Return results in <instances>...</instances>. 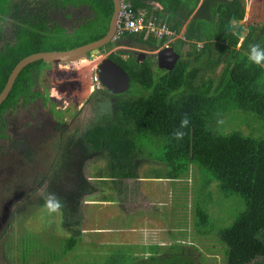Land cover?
<instances>
[{
	"label": "trees",
	"instance_id": "1",
	"mask_svg": "<svg viewBox=\"0 0 264 264\" xmlns=\"http://www.w3.org/2000/svg\"><path fill=\"white\" fill-rule=\"evenodd\" d=\"M126 1L134 10H146L149 14L154 12L171 30L177 32L195 12L186 27V41L178 40V48L174 50L181 56V50L189 42H201L204 46L197 51L196 45L191 44L186 58L182 57L171 73L162 70L159 77H155L152 59L138 64L133 55L124 59L121 55L124 52L114 53L110 58L128 73L131 86L122 95H112L103 89L95 90L91 102L103 94L113 97L114 108L82 135L77 138L70 135V143L78 150L81 157L79 163L82 165L91 156L108 151L111 157L108 163L111 176L124 180L136 177L133 169L126 168L130 167L129 160L133 155L129 156L136 147L132 134L163 137L166 143L169 142L170 149L169 153L155 157L157 162L167 167L168 176L173 181L198 175L194 180L199 182V186L193 205L194 234L187 230L179 231L177 236L173 234L177 242L169 246L162 248L150 245L144 248L145 252L148 250V256L145 253L138 256L123 247L101 245L112 251L121 249L112 256L114 264H197L196 260L199 264H217L207 261L206 254L202 252L205 249L207 254L217 256L219 251H215L216 243L221 247L223 264H264V134L254 137L246 136L243 132L224 134L216 130L222 116L230 111L226 105L244 113L264 116V66L254 65L247 59L251 45L264 48V26L255 28L244 49L240 50L237 49L239 39L227 32V26L233 15L237 19H244L243 0H203L201 6H198V0H154L162 7L154 11L144 0ZM66 3L85 5L101 24L98 26L92 23L70 35L59 27L51 31L42 25H36L30 30L19 28L16 46L0 54V94L13 69L24 58L39 52L75 49L106 35L114 13L112 0H62L60 7ZM208 26H211L214 34L212 31L206 32ZM210 37H213L212 41ZM124 38L141 47L153 46L155 50L163 43L154 37H146L144 33L126 35ZM204 61L208 62L205 70L212 72L220 65L223 66L218 81L208 79L197 83V75L201 71L196 64L201 65ZM43 67L42 62H37L20 74L8 98L0 106L2 128L6 125L4 115L12 110L16 102L23 101L26 105L32 101V89L37 84L33 79L38 77ZM133 87L149 94L132 96L130 90ZM185 118L188 124L181 128L180 123ZM176 131L183 132L179 140L175 138ZM71 151L69 148L67 153L61 155L52 174H49L45 190L47 199L53 193L61 202L58 210L62 212V225L70 232L65 253L87 240L88 236L93 242V236L103 231L84 233L81 230L84 221L82 205L93 192L83 173L78 171L76 179L68 180L66 175V181L74 184L69 185L67 191L66 187H55V182L63 178L59 175L64 174L62 167L67 165ZM60 160H63L62 166L58 163ZM194 169L196 175L193 174ZM212 184H216L217 191L232 209L227 216L232 217L233 221L222 218L217 224L230 221L229 227L215 228L217 224L212 213L220 207L221 200L217 192L214 194L210 189ZM41 205H44L43 199ZM104 212L105 208L100 211L102 214ZM183 213L188 215L186 209ZM179 217L180 214L176 216L177 220ZM94 219H90V224ZM109 219L112 220L111 217ZM210 245L211 248L208 247ZM20 247L25 251L22 256H35L38 255L36 249H43L44 244L35 240L33 251L25 243H21ZM122 252L127 254L126 258ZM109 263L107 259L105 264Z\"/></svg>",
	"mask_w": 264,
	"mask_h": 264
},
{
	"label": "rangeland",
	"instance_id": "2",
	"mask_svg": "<svg viewBox=\"0 0 264 264\" xmlns=\"http://www.w3.org/2000/svg\"><path fill=\"white\" fill-rule=\"evenodd\" d=\"M243 2L245 3L244 20L247 26L252 25L253 29L245 39L239 40L237 49L240 50L244 49L247 44L246 42L254 33L255 28L258 27L259 29L264 26V0H243ZM157 4L153 5V11L159 8ZM194 15L195 12L183 27H187ZM211 31L213 32L211 26H208L206 32L211 33ZM210 38L212 41L213 37ZM124 42V46H119V44L114 46L113 44L107 50L111 49L114 52L122 50V52L133 51L135 53H145L153 59L151 66L154 69L155 77H159L162 74V69L158 67L155 55L157 50L139 45L134 47L135 45L128 41ZM172 47L177 49L178 44L175 43ZM190 50L191 46L186 45L183 51L181 50L182 55L180 57L186 58V53ZM121 55L124 59L127 57L125 53ZM80 63L82 65L80 66L81 68L79 67L80 69L78 68V72L75 71L76 69L70 67L64 71L63 68L59 69V71H53L54 68L52 67L47 68L39 78L37 85L39 92L41 91L47 96H53L52 99H49L47 105L44 106L48 113H53V116L51 115L53 119L56 118L64 121L65 126L73 123L71 125L73 127L75 122L82 120V133H84L96 121H100L102 116L111 113L114 107L113 97L100 94V97H95L90 102L95 110L91 113L90 107H87V109L82 111L83 114H80L78 104H81V102L87 99V95L91 96L93 92L91 89V74L93 68L89 67L90 64L86 60ZM198 64L200 63H197L196 66L200 69L201 74L197 75V83L208 79H212L213 81L220 79L222 65L212 72L204 68L208 64L207 61H204L201 65ZM192 65L195 67V64ZM50 69L54 73L47 74ZM204 70L205 72L203 73ZM53 79L55 80L54 83L52 81ZM133 94L145 96L149 93L133 87L130 90V95L133 96ZM61 99L64 101H60ZM59 103L61 104L58 105ZM226 107L230 111L220 119V124L216 126L217 131L224 134L237 131L243 132L246 136L251 135L254 137H260L264 134V116L259 117L254 114L244 113L242 110H234L230 105H226ZM85 112H87V115H85ZM69 134L71 132H66V135ZM132 138L136 146L132 151L133 153L137 152L141 160L136 161L138 164L137 168L135 166L136 162L131 163L130 167L126 166V168L137 171L142 176V179L143 175L147 174V170L151 165L159 163L156 161V158L160 157L163 153L164 155L166 152L169 153L170 145L169 142L166 143L165 138L150 134L144 136H134L132 134ZM39 147L41 146L39 145ZM47 152L50 153V151ZM110 158L108 151L107 153H98L91 156L82 165V172L93 188L92 194H89L85 199L87 204L84 203L82 205V213L87 210L89 218L95 219L90 224V219L87 218L85 213V221L81 224V230L84 233H88L105 229L106 231H114L113 235L103 234L99 237L98 234L97 236H93V242L88 236L87 240L81 242V244L79 243L71 251L65 253L68 247L66 240L69 239L70 232L63 228V216L60 210L51 214L48 212L45 207L47 201L45 190L41 189L27 202H24L25 197L21 198L16 206H14L11 217L7 218L4 222L2 227L3 233L0 235L1 264H105L107 259H109V264H114L115 259L112 256L121 249H114L112 251L111 248L123 247L122 249L128 252L134 251L138 256L144 253L148 256V253L141 246L145 247L147 244H151L163 248L177 242L175 236L178 235L179 231L187 230L190 234H194L193 205L196 198V190L199 186V182L194 180V177L198 176L196 175V169L193 171V174L196 175L193 178L175 182L173 185H170V183L163 184V189L160 194L156 191V188H160L158 183L152 182L146 185L145 181L141 183L137 180L138 178H135L136 180L134 182H126L124 179L122 181H125L126 185L133 190L132 194H126L123 186L120 185L121 183H118L120 179L112 177L110 174L108 167ZM161 166L164 168V179H169L167 167L163 164ZM152 170L155 172L153 177H155L156 173L159 174L161 172L160 168L155 169L154 167ZM20 176L23 177V175ZM26 177H28L29 181L31 180V175H27ZM145 177L146 181H151L147 180L151 177V172ZM20 187L21 185L17 187L16 191H13V195L18 192ZM67 187H69V184L66 186V191ZM216 187V184H212L210 189L213 190L214 194L217 192L218 199L221 202L220 207L215 208L216 210H214L212 216L216 224L222 218L233 221L232 217L227 216V214L232 212L230 204L225 203L224 197L219 194ZM144 197L145 200L143 199ZM42 199L44 205L39 206L40 200ZM160 200L162 201L161 204L159 203ZM93 203L95 204L93 205ZM121 204L125 205L121 206ZM123 207L125 208V214L121 213ZM104 208V214L100 213ZM185 209L188 212L186 216L183 213ZM9 212L10 210L7 213ZM7 213L4 215H7ZM178 214H180V217L177 220L176 216ZM110 217L112 220L109 219ZM229 226H231L230 221H223L217 224L215 228ZM110 235H112V238ZM35 240L43 243L44 248L36 249L38 255L28 254L25 257L22 256L25 251L24 248L20 247V244H28L29 250L33 251ZM101 244L111 246V248L103 247ZM211 245L208 247L211 248ZM216 246L215 251H219L216 253L217 256L211 255L210 253L207 254L205 249H202V252L206 254L207 261L223 264L224 258L221 253V247L218 243H216ZM122 253L124 254V258H126L127 254ZM197 257H199L198 254ZM139 260L141 261L142 259L139 258ZM196 263L199 264L200 262L196 260Z\"/></svg>",
	"mask_w": 264,
	"mask_h": 264
},
{
	"label": "flooded vegetation",
	"instance_id": "3",
	"mask_svg": "<svg viewBox=\"0 0 264 264\" xmlns=\"http://www.w3.org/2000/svg\"><path fill=\"white\" fill-rule=\"evenodd\" d=\"M61 1L62 0H0V54L16 46L19 41V28H27V30H30L36 25H42L46 30L51 31L57 30L59 27L65 30L66 34L70 35L81 28L89 27L92 23H96L95 25L98 26L101 24L96 17L93 16L92 11L85 5H70L66 3L64 7H60ZM144 2L152 6V8H154L153 5L156 4L154 0H144ZM124 39V37L114 39V43H110L106 46V52L110 53V57L114 53L119 51L122 52V50L116 52L111 49L107 50L113 44L114 46L118 44L119 46H124V41H128L133 45L135 44L132 40ZM136 46L138 45L134 47ZM148 48H153V46ZM123 52L127 55L125 59L133 55L138 64L152 59L151 56L135 53L133 51ZM86 61L90 62L89 60ZM45 70L42 69L38 77L33 79L37 84ZM95 70L98 74L96 67ZM52 73H54L52 69L47 72V74ZM52 81L53 83L55 82L54 79ZM37 84L36 87L32 89V101L26 105L23 101L16 102L12 110L3 117L6 123L5 127L2 128L0 125V235L3 233L2 227L6 216L4 214L10 210V212L7 213V218H10L14 206H16L20 199L15 201L10 208H8L7 204L15 198L17 194H20V191L27 192L26 194H22V198L25 197L24 202H27L41 189L46 190L49 183V174H52L53 169H55L57 165V161L62 158L61 155L63 153H67V149L70 148V150H72L71 156L68 158L67 165L62 167L65 170L63 171L64 174L59 175L63 178L59 179V182H55V187L65 188L68 184L74 185L66 181V175L68 180L73 178L76 179L78 171H80L81 174L83 173L82 164L79 163L81 157L76 153L78 150L73 148L69 137L70 135H75L77 138L79 134L82 135V120L75 122L73 127L71 126L73 123L69 124V126H65L64 121L56 118L53 119V113H48L44 107L53 96H47L44 95L45 93L39 92ZM91 89L93 90L92 87ZM93 93L94 92H92L91 96ZM91 96L87 95V99L81 102V104H78L80 114H83L82 111L87 109V107H90L91 113L95 110L90 104ZM60 101L64 100L61 99ZM85 115H87V112H85ZM66 132H71V134L66 135ZM39 145L41 147H39ZM47 151H50V153ZM62 161L60 160L58 162L61 166L63 165ZM20 175H23V177ZM27 175H31L30 181L28 177H26ZM20 185L21 187L18 192L13 195V191H16L17 187ZM1 263L0 260V264Z\"/></svg>",
	"mask_w": 264,
	"mask_h": 264
},
{
	"label": "water",
	"instance_id": "4",
	"mask_svg": "<svg viewBox=\"0 0 264 264\" xmlns=\"http://www.w3.org/2000/svg\"><path fill=\"white\" fill-rule=\"evenodd\" d=\"M112 1L114 5V13L109 24L108 32L103 38L75 49L67 51L39 52L24 58L11 72L6 86L0 94V106L8 98L16 80L24 69L37 62H42L44 64L43 70H45L46 67L49 68L53 65H65L80 62L82 60H89L96 65L95 67L98 70V77L102 89L105 92H109L112 95L126 94L130 88L131 78L120 65L110 58V53L107 54L106 52V46L110 43H114L117 17L121 7V0ZM252 29V25L247 26L245 20L237 19L235 15L232 16L227 26V32L236 36L239 40L245 39ZM141 54L146 55L145 53ZM155 55L158 67L169 73L175 69L181 58L173 47L159 50ZM21 198L22 193L17 194V196L7 204L8 208ZM7 217L8 215L5 216V221L7 220Z\"/></svg>",
	"mask_w": 264,
	"mask_h": 264
},
{
	"label": "built area",
	"instance_id": "5",
	"mask_svg": "<svg viewBox=\"0 0 264 264\" xmlns=\"http://www.w3.org/2000/svg\"><path fill=\"white\" fill-rule=\"evenodd\" d=\"M142 33L146 37H154L157 41L163 42L161 49L169 48L178 39L185 40L183 35L172 31L166 22L155 16L154 12L149 14L146 10H134L126 0H121L115 39ZM196 47L197 50H200L203 48V44H197ZM91 86L94 90L102 88L97 73H93L91 76Z\"/></svg>",
	"mask_w": 264,
	"mask_h": 264
},
{
	"label": "crops",
	"instance_id": "6",
	"mask_svg": "<svg viewBox=\"0 0 264 264\" xmlns=\"http://www.w3.org/2000/svg\"><path fill=\"white\" fill-rule=\"evenodd\" d=\"M199 1V0H198ZM203 1V0H202ZM202 1H199L198 2V5L199 6H201V4H202ZM200 3V4H199ZM157 6L161 9L162 7L160 6V4H157ZM156 10V9H155ZM186 27H183L182 29H181V31L184 33L186 30ZM203 46H204V43H203ZM107 54H109V52L107 53ZM83 61V60H82ZM82 61H80V62H82ZM80 62H75V63H70V64H59V65H57V66H55V65H53V66H50V67H52V68H54L53 69V71H59V69H61V68H63V71L64 70H66V69H68V67H70V68H73V69H76L75 71L76 72H78V68L82 65V63H80ZM90 65H89V67L91 68V67H93V70L95 69V64L94 63H92V62H88ZM32 65V64H31ZM49 67V68H50ZM47 68V67H46ZM81 68V67H80ZM79 68V69H80ZM43 69V68H42ZM92 75V74H91ZM103 155H106V154H103ZM133 155V158L131 159V160H129V162H131V163H133V162H136V161H138V160H141L139 157H138V155H137V152L136 153H132L129 157H131ZM128 157V158H129ZM153 164V163H152ZM135 166H136V168L138 167V164H137V162H136V164H135ZM155 167V169H158V168H160V170H161V172L158 174V173H156V175H155V177H153V175L155 174V172L152 170L153 168ZM134 170V169H133ZM149 172H151V177L149 178V179H147V180H151V181H146V175L149 173ZM134 173H135V175H136V177L135 178H138L137 180H139V182H141V183H143L144 181H145V183H146V185L148 184H151L152 182L153 183H158L159 184V186H160V188H156V191H157V193L158 194H160V192L162 191V189H163V184H168V183H170V185H173V182L170 180V179H164L165 178V175L163 174L164 173V168H162V166H161V163H157V164H153V165H151L150 167H149V169L147 170V174L146 175H143V178L141 179V175H139L138 173H137V171H135L134 170ZM167 176V175H166ZM135 178H127V179H125V181L126 182H128V181H131V182H134L136 179ZM125 181L123 182L122 180H120V181H118V183H121L120 185H122L123 186V190H125V192H126V194L127 193H129V194H132V192H133V190L129 187V186H127L126 185V183H125ZM130 196V195H129ZM139 197V196H138ZM165 197H167V196H165ZM140 199H141V197H139ZM144 200H145V197L143 198ZM124 201L125 202H127L126 201V199H124ZM115 202H118V201H115ZM85 204H87L86 203V200H85V202H84ZM159 203L161 204L162 203V201L160 200L159 201ZM95 203H93V205H94ZM125 205V204H124ZM124 205H122L121 204V206H124ZM90 207V206H89ZM85 213H86V216H87V218L88 219H90L89 218V216H88V213H87V210L86 211H84L83 212V216H84V221H85ZM121 213H123V214H125V208L123 207L122 208V211H121ZM83 221V222H84ZM101 230H103V231H100V234H99V237H101L103 234H112L113 235V232L114 231H104V229H101ZM112 235H110V237L112 238ZM151 244H147L145 247L144 246H141V247H143V248H146V247H149ZM139 246V245H138ZM146 252H148V250H146Z\"/></svg>",
	"mask_w": 264,
	"mask_h": 264
},
{
	"label": "clouds",
	"instance_id": "7",
	"mask_svg": "<svg viewBox=\"0 0 264 264\" xmlns=\"http://www.w3.org/2000/svg\"><path fill=\"white\" fill-rule=\"evenodd\" d=\"M242 20H244V19H242ZM190 23V22H189ZM188 23V24H189ZM186 30V29H185ZM173 31V30H172ZM174 32H176V33H178V34H181V35H183V37L185 36V32L183 33L181 30L179 31V32H177V31H175L174 30ZM185 38V37H184ZM178 40H182V39H178ZM178 40H176L173 44H175ZM183 41H186V40H184L183 39ZM173 44L170 46V47H172L173 46ZM189 44V46H191V44H195V45H197V44H203V43H201V42H199V43H196V42H189L188 43ZM197 48V47H196ZM184 49V48H183ZM183 49H182V51H183ZM159 50H162L160 47H159V49H157V51H159ZM197 51H199V50H197ZM188 53V52H187ZM186 53V54H187ZM181 59V58H180ZM247 59H248V61H250L252 64H254V65H264V48H261L259 45H256V44H253V45H251L250 47H249V50H248V54H247ZM95 70V69H94ZM92 71V74L93 73H97V71L95 70V71ZM19 78V77H18ZM102 89V88H101ZM97 90V89H96ZM100 90V89H99ZM93 92H95V90L93 89L92 90ZM187 124H188V120L185 118V119H183L182 121H181V123H180V127L181 128H184V127H186L187 126ZM174 135H175V138L177 139V140H179V139H181L182 137H183V132L182 131H176L175 133H174ZM157 161V160H156ZM170 179V178H169ZM173 183H175V182H179V181H173L172 179H170ZM182 181V180H181ZM45 207L47 208V210H48V212L51 214V213H54V212H56L60 207H61V202H60V200L55 196V194H53V193H50L49 195H48V199H47V201H46V203H45Z\"/></svg>",
	"mask_w": 264,
	"mask_h": 264
}]
</instances>
